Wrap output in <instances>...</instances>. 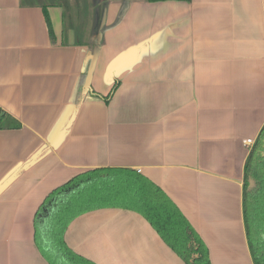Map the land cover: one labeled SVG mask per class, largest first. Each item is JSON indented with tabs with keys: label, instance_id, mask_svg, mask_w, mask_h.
I'll use <instances>...</instances> for the list:
<instances>
[{
	"label": "crops",
	"instance_id": "1",
	"mask_svg": "<svg viewBox=\"0 0 264 264\" xmlns=\"http://www.w3.org/2000/svg\"><path fill=\"white\" fill-rule=\"evenodd\" d=\"M66 1L0 0V264H49L34 241L36 211L96 168L158 187L211 264H253L243 182L264 126V0H97L86 10ZM91 13L82 28L78 17ZM64 238L94 264H185L128 210L85 213Z\"/></svg>",
	"mask_w": 264,
	"mask_h": 264
},
{
	"label": "trees",
	"instance_id": "2",
	"mask_svg": "<svg viewBox=\"0 0 264 264\" xmlns=\"http://www.w3.org/2000/svg\"><path fill=\"white\" fill-rule=\"evenodd\" d=\"M148 1L155 3L168 0ZM93 3L97 4L98 1L93 0ZM54 5L55 2H51L49 6ZM87 7V0H83L80 9L86 10ZM42 8L49 36L55 40L46 6ZM86 17H78L82 28ZM95 41L93 56L87 62L88 70L98 49ZM116 87L117 84L107 96L101 98L108 102ZM2 116L0 111V118ZM18 127L16 123L14 128ZM106 208L139 214L185 264H211L204 243L171 200L134 171L120 168L84 171L46 196L34 217V241L44 259L49 264H94L72 251L64 237L76 218ZM243 215L253 264H264V126L250 150L244 168Z\"/></svg>",
	"mask_w": 264,
	"mask_h": 264
},
{
	"label": "rangeland",
	"instance_id": "3",
	"mask_svg": "<svg viewBox=\"0 0 264 264\" xmlns=\"http://www.w3.org/2000/svg\"><path fill=\"white\" fill-rule=\"evenodd\" d=\"M31 1L34 2L36 5L37 4H41V5H44L45 4V5H47V4L51 3V2H55V0H31ZM81 2H83V0H68V1L65 2V4H66V6L67 5H71L72 7H78V8H80ZM92 2H93V0H87V5L88 6L91 5ZM69 17L70 16L67 15L66 20L68 19V21H69ZM93 18H94L93 17V13L89 14V16L86 17V20L85 21H87V26L88 27L92 26ZM69 22H68V24H69ZM85 24H86V22H85Z\"/></svg>",
	"mask_w": 264,
	"mask_h": 264
},
{
	"label": "water",
	"instance_id": "4",
	"mask_svg": "<svg viewBox=\"0 0 264 264\" xmlns=\"http://www.w3.org/2000/svg\"><path fill=\"white\" fill-rule=\"evenodd\" d=\"M105 19H106V15L105 13L102 15L100 22L98 23L97 26V32H96V41L95 44L96 46L99 48V46L101 45V41H102V37H103V30H104V26H105ZM91 72H92V66L88 72V81L87 83H89V78L91 76Z\"/></svg>",
	"mask_w": 264,
	"mask_h": 264
},
{
	"label": "built area",
	"instance_id": "5",
	"mask_svg": "<svg viewBox=\"0 0 264 264\" xmlns=\"http://www.w3.org/2000/svg\"><path fill=\"white\" fill-rule=\"evenodd\" d=\"M246 144L247 145H252L253 143H252V141L248 140V141H246Z\"/></svg>",
	"mask_w": 264,
	"mask_h": 264
}]
</instances>
